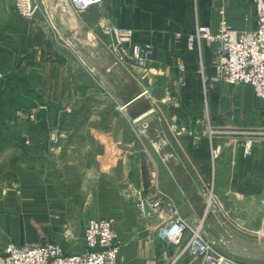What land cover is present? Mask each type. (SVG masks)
Instances as JSON below:
<instances>
[{
	"label": "crops",
	"instance_id": "obj_1",
	"mask_svg": "<svg viewBox=\"0 0 264 264\" xmlns=\"http://www.w3.org/2000/svg\"><path fill=\"white\" fill-rule=\"evenodd\" d=\"M37 1L30 20L0 0V248L51 241L80 254L87 221L107 217L120 264H165L179 248L158 235L155 213L142 217L122 195L137 187L164 192L194 225L204 220L222 254L264 253V139L246 157L236 138H208L209 126L264 130V99L250 85L207 89L218 45L189 43L197 26L217 28L221 10L235 28H255L252 0H102L81 11ZM111 25L153 44L147 71L115 64L103 30ZM150 85L153 96L142 93ZM42 107L44 122L29 117ZM177 264L201 261L185 255Z\"/></svg>",
	"mask_w": 264,
	"mask_h": 264
},
{
	"label": "built area",
	"instance_id": "obj_2",
	"mask_svg": "<svg viewBox=\"0 0 264 264\" xmlns=\"http://www.w3.org/2000/svg\"><path fill=\"white\" fill-rule=\"evenodd\" d=\"M64 1L75 11L87 10L102 3V0ZM252 3L255 8V28H235L221 10L217 28L197 26L189 35V43L190 46L196 42L200 45H218L219 60L215 65V74L209 78L211 86L220 83L250 85L255 95L264 99V0H252ZM13 6L21 17L30 20L39 10L37 0H14ZM46 19L53 26L51 13L46 14ZM103 30L110 35L108 48L115 58V64L148 69L153 59V44L136 42L132 28L111 25ZM178 68L181 72L186 70L183 62L178 64ZM203 79L206 81V78ZM153 91V86H144L142 93L152 96ZM36 117L37 114L32 112L30 118ZM181 130L185 131V127ZM215 136L236 138L248 157L253 154L255 142L264 139V130H214L209 126L210 142ZM201 143L202 135L194 132V147L199 148ZM218 154V148L213 147V160ZM125 194L133 198L142 217L155 213L158 235L168 244L179 248L178 253L165 264H177L185 255L200 259L201 264H236L234 259L219 252L215 243L208 239L204 220L195 225L190 223L179 212L174 200L164 192L150 194L132 187ZM84 242L86 250L80 254H69L62 244L51 241L33 245L8 244L0 248V264H120V238L113 219H89L84 228Z\"/></svg>",
	"mask_w": 264,
	"mask_h": 264
},
{
	"label": "rangeland",
	"instance_id": "obj_3",
	"mask_svg": "<svg viewBox=\"0 0 264 264\" xmlns=\"http://www.w3.org/2000/svg\"><path fill=\"white\" fill-rule=\"evenodd\" d=\"M42 1H44L45 2V0H42ZM59 1H61V0H57V2H59ZM63 3H65V1L63 0ZM25 19V18H24ZM109 35V34H108ZM110 36V35H109ZM79 54V53H78ZM203 69V68H202ZM147 71V70H146ZM211 76H206V75H204L202 78H206V81H205V84H206V86H207V84H208V88L207 89H209L210 90V86H211V84H210V82H209V78H210ZM203 81H204V79H203ZM217 85V84H216ZM154 87V86H153ZM206 89V88H205ZM206 89V90H207ZM208 90V91H209ZM154 93H155V90L153 91V93H152V96L154 95ZM204 95H205V93H204ZM206 99V98H205ZM133 108L132 107H128L126 110H128V111H131ZM153 110H155L156 111V109H153ZM20 112V111H19ZM19 112H18V114H19ZM38 112H39V109L38 110H35V113L36 114H38ZM21 113V112H20ZM31 115V114H30ZM30 115H29V117H30ZM206 115V117H207V111H205V114H204V116ZM164 116L165 117H168L169 118V116H168V114L167 113H165L164 114ZM36 118H38V116L36 117ZM172 123H169V124H166L165 125V127H164V134H166V135H168V134H172ZM214 129V128H213ZM214 130H218V129H214ZM219 137V136H218ZM168 140V139H167ZM202 144V143H201ZM201 144H200V146H201ZM194 148H196V147H194ZM216 148H217V146H216ZM217 158L218 157H216L214 160H217ZM125 192H127V189L125 190V191H123L122 192V195L124 196V198H126V197H128L126 194H125ZM129 198V197H128ZM261 207V210H259L263 215H264V201H263V203H262V205L260 206ZM257 209H259V205L257 206ZM101 218H107V217H101ZM92 219V218H91ZM256 238H259V237H256ZM261 238L262 239H264V236H261ZM260 238V239H261ZM243 239V238H242ZM241 239V240H242ZM250 239H252V238H250V236H245V238H244V240L245 241H248V242H250ZM254 242L255 241H251V244L249 245V246H255V244H254ZM258 242V241H257ZM263 243H264V240L262 241ZM244 244H245V242H244ZM216 246V245H215ZM239 246V248H241L243 245H238ZM238 246H235L234 248H237ZM256 249H257V247H255V251H256ZM225 255V254H224ZM229 255H231V257L233 256L234 258H236L237 260H239V261H241V260H243L244 262H246L247 264H264V253H260V252H254V253H245V254H229ZM227 256V255H226ZM229 257V256H228ZM230 257V258H231Z\"/></svg>",
	"mask_w": 264,
	"mask_h": 264
},
{
	"label": "water",
	"instance_id": "obj_4",
	"mask_svg": "<svg viewBox=\"0 0 264 264\" xmlns=\"http://www.w3.org/2000/svg\"><path fill=\"white\" fill-rule=\"evenodd\" d=\"M153 115H155V111H152L147 116L150 117V116H153ZM37 116L42 119V122H44L45 118H46V108H44V107L40 108Z\"/></svg>",
	"mask_w": 264,
	"mask_h": 264
}]
</instances>
